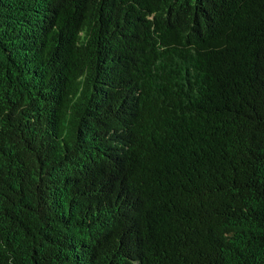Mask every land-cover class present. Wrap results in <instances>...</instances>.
<instances>
[{"label":"trees","instance_id":"1","mask_svg":"<svg viewBox=\"0 0 264 264\" xmlns=\"http://www.w3.org/2000/svg\"><path fill=\"white\" fill-rule=\"evenodd\" d=\"M0 264H264V0H0Z\"/></svg>","mask_w":264,"mask_h":264}]
</instances>
